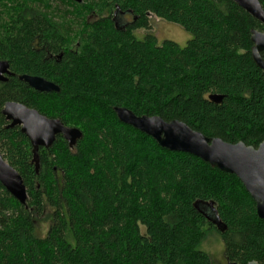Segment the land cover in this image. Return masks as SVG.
Here are the masks:
<instances>
[{"label": "trees", "instance_id": "16d2710c", "mask_svg": "<svg viewBox=\"0 0 264 264\" xmlns=\"http://www.w3.org/2000/svg\"><path fill=\"white\" fill-rule=\"evenodd\" d=\"M153 17L192 39L185 47L137 39ZM253 30L264 26L233 0H0V61L14 75L0 82V151L28 194L22 205L0 184V264H215L200 249L209 231L227 264H264V220L240 180L161 148L114 112L258 148L264 78ZM23 75L60 92H37ZM8 102L79 129V153L58 136L40 149L37 173L30 141L2 114ZM211 202L224 233L201 212ZM39 221L48 223L44 237Z\"/></svg>", "mask_w": 264, "mask_h": 264}, {"label": "water", "instance_id": "95a60500", "mask_svg": "<svg viewBox=\"0 0 264 264\" xmlns=\"http://www.w3.org/2000/svg\"><path fill=\"white\" fill-rule=\"evenodd\" d=\"M73 1L77 4L84 2V0ZM233 1L264 26V9L259 0ZM251 41L253 43L252 58L262 70L264 78V30H253ZM12 75L9 63L0 61V82H6ZM19 79L37 92H60L56 84L41 77L23 75ZM210 100L219 104L222 102V96H211ZM114 112L122 124L152 138L161 148L175 153L193 155L214 169L236 176L254 200L258 217L264 220V141L258 148L247 146L243 142L231 144L222 139L208 138L177 120L166 122L158 116H137L131 110L120 107L114 108ZM2 114L10 123L8 128L20 127L21 132L30 141L37 173L40 166V148L50 149L56 138L62 136L68 146L74 149L84 136L79 129L67 127L61 120L50 119L39 111L20 103H6ZM0 184L20 204H27L28 194L23 179L7 163L1 151ZM195 206L199 209L198 205ZM203 209L201 212L207 221L212 223L218 231L224 233L227 228L218 216L214 203L203 204ZM248 264L259 263L252 261Z\"/></svg>", "mask_w": 264, "mask_h": 264}, {"label": "rangeland", "instance_id": "374dc122", "mask_svg": "<svg viewBox=\"0 0 264 264\" xmlns=\"http://www.w3.org/2000/svg\"><path fill=\"white\" fill-rule=\"evenodd\" d=\"M56 3H53L55 6ZM64 10L67 7H62ZM152 34L154 35L159 44L166 40L173 41L180 45L181 47H185L187 43L192 39L191 34L187 33L182 27L179 25L169 23L167 21H163L156 17L151 19V30H139L135 32V36L137 39L141 40L145 35ZM77 119V118H76ZM82 128H84L83 124H78ZM86 144L88 143V139H86ZM80 148V147H79ZM79 148L74 149L72 151L73 154L79 153ZM38 227L40 230V235L44 237L48 230V223L44 221L38 222ZM209 228H206L208 230ZM200 249L207 253L213 260L215 264H226L225 256H224V243L217 232L209 231L207 232L206 239L201 245Z\"/></svg>", "mask_w": 264, "mask_h": 264}, {"label": "flooded vegetation", "instance_id": "af4514ba", "mask_svg": "<svg viewBox=\"0 0 264 264\" xmlns=\"http://www.w3.org/2000/svg\"><path fill=\"white\" fill-rule=\"evenodd\" d=\"M123 18H125V16H124ZM11 73H12V72H11ZM13 76H14V75L9 76L8 79H9V78H12ZM7 81H8V80H7ZM7 81H6V82H7ZM5 105H6V104H5ZM4 117H5V116H4ZM9 124H10V123H9ZM15 128H16V127H15ZM19 128H20V127H19ZM20 129H21V128H20ZM40 149H41V148H40ZM40 149H39V151H40ZM32 151H33V150H32ZM226 264H227V263H226Z\"/></svg>", "mask_w": 264, "mask_h": 264}, {"label": "bare ground", "instance_id": "6f19581e", "mask_svg": "<svg viewBox=\"0 0 264 264\" xmlns=\"http://www.w3.org/2000/svg\"><path fill=\"white\" fill-rule=\"evenodd\" d=\"M124 17V16H123ZM117 17H115V19H116ZM116 114V113H115ZM81 141V140H80ZM199 159V158H198ZM201 160V159H200ZM14 198V197H13ZM15 199V198H14Z\"/></svg>", "mask_w": 264, "mask_h": 264}]
</instances>
